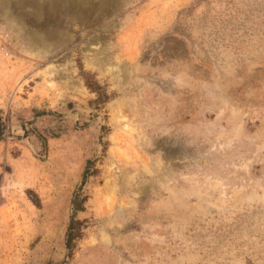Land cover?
Segmentation results:
<instances>
[{
    "label": "rangeland",
    "instance_id": "rangeland-1",
    "mask_svg": "<svg viewBox=\"0 0 264 264\" xmlns=\"http://www.w3.org/2000/svg\"><path fill=\"white\" fill-rule=\"evenodd\" d=\"M0 97V264H264V0H0Z\"/></svg>",
    "mask_w": 264,
    "mask_h": 264
},
{
    "label": "crops",
    "instance_id": "crops-1",
    "mask_svg": "<svg viewBox=\"0 0 264 264\" xmlns=\"http://www.w3.org/2000/svg\"><path fill=\"white\" fill-rule=\"evenodd\" d=\"M1 94L5 97L7 92ZM3 103L4 99H0V111L4 109ZM13 120L12 117L0 140V199L15 197L20 192L38 193L41 190L35 172L40 167L36 156V142L33 137H24L25 128L21 127L24 122L17 126ZM39 197L44 199L47 196L39 194Z\"/></svg>",
    "mask_w": 264,
    "mask_h": 264
},
{
    "label": "trees",
    "instance_id": "trees-1",
    "mask_svg": "<svg viewBox=\"0 0 264 264\" xmlns=\"http://www.w3.org/2000/svg\"><path fill=\"white\" fill-rule=\"evenodd\" d=\"M184 11H182V12H180V13H183ZM70 240H71V236H70V238L68 239V241H67V245H69V243H70ZM47 264H52V263H47ZM61 264H64V262L63 263H61Z\"/></svg>",
    "mask_w": 264,
    "mask_h": 264
}]
</instances>
